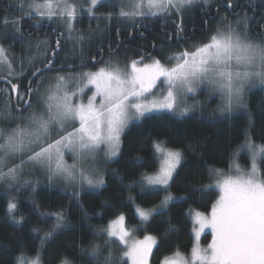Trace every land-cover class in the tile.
<instances>
[{"label": "snow or ice", "instance_id": "snow-or-ice-1", "mask_svg": "<svg viewBox=\"0 0 264 264\" xmlns=\"http://www.w3.org/2000/svg\"><path fill=\"white\" fill-rule=\"evenodd\" d=\"M196 5L214 7L216 16L211 18L218 19V23L207 27L204 21L203 38L192 36L189 42L183 19ZM17 7L18 17L9 19L0 15V82L7 85L0 89V96L4 97L0 104V185L6 193L30 189L32 213L39 221L46 223L51 219L53 224L50 231H44L39 223L33 224L30 234L39 238V244L33 246L31 253L26 245L18 246L12 264H43L45 246L54 233L74 227L63 208L41 211L35 195L40 181L34 172L43 173L49 184L59 179L80 188L103 186L105 180L97 167L98 153L103 151L108 159L119 156L121 135L132 119L164 112L187 115L192 106L184 103L185 98L189 94L194 96L205 83L220 93L218 109L222 115L232 118L234 109H244V142L239 149L250 153L251 170L232 176L207 168L210 177L215 174L220 178L214 184L192 185L190 190L217 187L221 195L210 216L189 213L198 225L197 242L190 255L186 257L177 249L163 264H264V174L257 165L258 159L264 162V143L256 144L251 135L257 119L264 120V98L255 108L246 103V90L264 89V12L255 26L250 27L254 18L236 12L240 5L233 0H18ZM102 7L114 11L100 12ZM222 9L227 11L222 13ZM229 14L235 19H230ZM85 17L89 25L87 30H81L77 25ZM25 18L37 25L46 22L54 25V41L46 38L36 41V52L41 49L44 52L40 66L36 65V55L30 53V38L22 31ZM149 20H172L174 30L167 33L169 41L175 35L178 40H185L187 47L180 46L164 54L165 49L153 43V51L163 54L162 58L152 52L130 57L120 40L121 29L139 30ZM112 28L117 38L115 47L108 44L105 53L103 46L98 45L96 55H86L85 47L91 50V42L97 35ZM68 42L80 60L78 65L60 61ZM16 44L22 49L19 57L9 51ZM25 65L32 71L26 91L21 92L19 83L12 81L20 80ZM88 65L91 68L84 70ZM86 88L91 95L85 103ZM260 135L264 136V130ZM153 148L162 162L152 173H142L138 181L129 185L139 189L137 197L128 199L135 204L141 198V204L134 208L141 227L151 226L157 216H165L173 202L189 198L175 196L171 191L185 158L184 150L170 147L167 141H154ZM66 152L71 154L72 164L65 161ZM238 154L239 151L234 155ZM161 192L163 198L158 204L143 206L144 198ZM68 195L70 200L80 202L82 217L91 219L81 201V190L74 187ZM5 217L15 226L29 222L16 196L7 198ZM125 221L121 213L106 226L95 228L92 240L79 247L70 245L75 248L73 254L86 258L87 264H125V257L131 264H148L157 236L145 235L142 240L129 243ZM163 222L167 225L166 233L176 231L170 219ZM205 228H211L213 239L202 249L198 238ZM115 244L126 248L121 256L114 255ZM57 259L58 264H75L65 255Z\"/></svg>", "mask_w": 264, "mask_h": 264}, {"label": "trees", "instance_id": "trees-1", "mask_svg": "<svg viewBox=\"0 0 264 264\" xmlns=\"http://www.w3.org/2000/svg\"><path fill=\"white\" fill-rule=\"evenodd\" d=\"M17 2L18 0H11L12 6L9 7V0H0V15H6L9 19L18 17L20 12ZM5 9H7V12L4 11ZM99 11L109 12L114 11V9L102 7ZM191 14V18L186 21L189 25H191V22H201L196 12ZM86 21L79 24L78 28L87 30L89 24L85 25ZM161 22L162 20H149L143 28H150L151 25H159ZM101 25L103 26L102 22ZM53 27L54 25L47 22L37 25L27 18L23 20L22 31L31 40L30 53L36 55L37 66H40L39 62L43 58L44 52L43 49L39 53L36 52V41L45 38L54 41ZM92 27L95 29V24ZM129 31L133 30L121 29L120 36L123 37L122 39L128 40L130 37L128 35ZM134 31L136 33L133 35V41H136V44L131 48H127L130 57H135L144 49H148L147 53L152 52V44L155 41L159 43V46H163L166 51L173 46L167 36L164 40L162 38L157 40L151 32L146 31V37L141 38L138 36L137 30ZM116 42L115 29H107L103 34H98L91 42V50L88 49V46L85 47V53H88V56L96 55L98 45H102L104 52L107 53V45L112 44L115 47ZM9 43H5V47H9ZM71 49L72 44L68 42L63 49V54L60 56V61L61 63L78 65L80 63L78 58L73 61L71 59L74 55ZM9 51L19 57L22 49L19 44H16ZM158 56L162 58V55ZM13 63L15 65V61ZM87 67H91V65ZM16 69V71H21L19 67ZM31 71L32 69H28L25 65L24 75L19 81L13 79L12 82H21L26 86ZM250 91L248 105L255 108L264 98V89L254 88ZM244 128V111L233 114L232 118L214 114L213 111L197 112L185 117H178L171 113H154L144 117L142 121L132 124L123 135L121 152L118 158L108 166L106 185L100 190L82 192L81 201L91 219L82 217L80 202L70 200L69 191L54 185L40 183L35 195L41 205V211L47 212L63 208L74 225L72 229H61L54 233L53 238L45 246L46 251L42 255L43 264H58L57 258L62 255L73 260L75 264H87L86 258L73 254L75 248L70 247V245L79 247L86 244L93 239L92 231L95 228L106 226L109 221L115 219L121 213L126 216L127 224L135 231L136 236L155 235L158 237V244L151 259L152 264H163L165 258L172 256L177 249L182 254H190L195 243V236L194 224L189 213L198 211L209 214L213 205L219 199V191L214 187L193 192L190 190L191 186L196 185L199 187L213 184V174L210 177V173L207 171L209 167L230 170L235 158L234 154L239 150V145L244 142ZM262 130H264V120L257 119L255 131L251 134L256 144L264 143V136L260 135ZM154 141H167L170 147L184 150L185 158L178 169V175L174 177L171 191L175 195L189 198L172 203L165 216H157L151 226L141 227L139 219L134 215V208L136 205L141 204V198H137L135 204L128 199L129 196L137 197L139 189L136 185L129 188V185L133 180L138 181L142 173H152L157 169L159 159L154 155ZM240 163L245 168L251 165L248 152H242ZM260 168L261 173L264 174V162L262 161L260 162ZM17 194L19 196L16 198L21 203V212L28 218L29 222L22 226H15L6 220L5 208L9 196L1 192L0 264H12L13 252L18 246L26 245L27 250L31 253L34 250L33 246L39 244V238L30 234L33 224L39 223L44 231L52 230L53 221L51 219L46 223L41 222L32 213L30 207L31 192L21 190ZM162 198L163 192L159 193L158 196L144 198L143 206L145 208L151 207L158 204ZM168 219L175 225L176 231L166 233L167 225L163 221ZM210 239V235L207 234L203 240L204 244L208 245ZM97 242L102 243V241ZM113 247L115 249L114 255L117 256H121L126 251L122 244H115ZM124 261L125 264H129L127 257L124 258Z\"/></svg>", "mask_w": 264, "mask_h": 264}, {"label": "rangeland", "instance_id": "rangeland-1", "mask_svg": "<svg viewBox=\"0 0 264 264\" xmlns=\"http://www.w3.org/2000/svg\"><path fill=\"white\" fill-rule=\"evenodd\" d=\"M257 1H264V0H257ZM213 2H214V0H213ZM197 6H203V5H196V6L193 7V8H194L193 10H195ZM85 20H87L85 25L89 24V21H88V19H87L86 17L84 18L83 22H84ZM155 21H158V20H155ZM102 23H103V22H102ZM77 27H78V25H77ZM170 52H171V51H170ZM85 54H86V53H85ZM87 54H88V53H87ZM87 54H86V55H87ZM39 55H40V54H39ZM159 58H161V57H159ZM71 59H72V61H73V60L77 59V57H76L75 55H73ZM121 63H123V61H121ZM27 68H28V67H27ZM89 68H91V67H87V68H85L84 70H88ZM28 69H29V68H28ZM16 70H17V69H16ZM17 72H20V71H17ZM25 74H26V73H25ZM50 75H51V74H50ZM158 87H160L159 84H158ZM254 88H260V87H254ZM254 88H251V89H254ZM251 89L246 90V95H247L246 103H248V97H249V94H250L249 92H251V91H250ZM153 92H156V89H153ZM90 95H91V91H89V90L86 88V89H85V92H84V97H85V98H84V102H85V103L87 102L86 97H87V96H90ZM157 95H158V93H157ZM98 102H99V98H97V103H98ZM184 103H185L186 105L192 106V107H191V110L189 111V113H188L187 115H185V116H188V115H191V114H193V113H197V112H204V111H207V112H208V111H213L214 114H217V115H220V114H221L220 111H219V109H218V106L221 104L220 93H219L218 91L214 90V89L212 88V86L209 85V84H207V83L200 85V86L198 87L197 92H196V94H195L194 96H193L192 94H189V95L185 98ZM242 111H244L243 108H240V109H234L233 114L238 113V112H242ZM164 113H166V112H164ZM152 114H154V113H152ZM26 115H27V114H26ZM148 115H150V114H148ZM148 115H146V116H148ZM221 115H222V114H221ZM146 116H145V117H146ZM175 116H178V115H175ZM185 116H178V117H185ZM143 119H144V118H141V119H132V120L129 122L128 126L124 129V131H123V133H122V135H121V147H122L123 135H124V133L126 132V130H127L132 124L137 123V122H140V121H142ZM104 147H105L104 145H101V149H104ZM238 151H239V154H238V155H235V158H234V160H233V162H232V166H231L230 170H224V169H223V170H221V169H217V170H219V171H220L221 173H223L224 175H232V176H235V175H239V174H247V173L251 170V165H252L251 158H250V163H251V165H250L248 168H245V167H244L243 165H241V163H240V155H241L242 152L245 151V150H240V149H239ZM120 152H121V148H120ZM245 152H247V151H245ZM249 156H250V153H249ZM117 158H118V156L115 157V158L108 159V158H106V157L104 156V152H103V151H100V152L98 153V156H97V161H98V163H97V167H98L99 171L103 174V177H104V180H105V184H104L103 186H101V187H97V188H90V187H88L87 185H85V186H83L82 188H80L79 185L73 186V185L67 184L66 182H64V181H62V180H59V179H54L53 182H52V184H49V183H48V179H47V177H46L43 173H41L40 171H36V172H34L33 175L39 179V181H40L41 184L54 185V186L59 187L60 189L67 190V191H69V192H71V191L73 190L74 187L79 188V189L81 190V192H84V191H87V190H100V189H102V188L106 185V174H107V170H108V166H109V164L112 163V162H113L114 160H116ZM65 161H66L68 164H72V163H73V159H72V156H71L70 153H67V152L65 153ZM160 162H162V161L159 160V163H160ZM182 162H183V160H182ZM182 162H181V164H182ZM260 162H261V160L258 159V160H257V165H258L259 171L261 172ZM237 168L239 169V171H237ZM212 177H213V184H214V181H215L216 179L220 178V177L216 176L215 174H213ZM214 188H216V189L219 191V197H220V195H221L220 189L217 188V187H214ZM27 191H30V189L27 190ZM1 192L5 193V194H8V196H16V197L19 196V195L17 194V192L6 193L5 190H4V186H3V185H0V193H1ZM20 195H21V194H20ZM174 195H175V194H174ZM175 196H178V195H175ZM178 197H182V196H178ZM175 202H176V201H175ZM173 203H174V202H173ZM170 205H171V204H170ZM170 205H169V206H170ZM195 212H198V211H192V213H195ZM206 215H207V216H210L211 213L206 214ZM125 217H126V216H125ZM191 217H192V221H193V224H194V236H195V243H196V242H197V238H196V235H195V229L198 227V225H196V223H195L194 216L191 215ZM125 227L127 228L128 232H129V237L127 238L129 243H131L132 241H135V240H142V239L144 238V236H143V237L136 236L135 231H134L133 229H131V228L128 226V224H127V218H126V221H125ZM207 234L210 235L211 239H210V243H209L208 245H205L204 242H203V240H204V238H205V236H206ZM212 239H213V232H212L211 228H205V229L201 232V234H200V236H199V238H198V243H199V245H200V247H201L202 249H203V248H207V247L211 244ZM195 243H194V244H195ZM157 244H158V237H157ZM157 244H156V246H157ZM156 246H154L153 249H152V252H151V254H150L149 258H148V264H152L151 259H152L153 252H154V249H155ZM181 254H182V253H181ZM182 255H184V256L187 257V256H189L190 254H182ZM167 258L170 259V258H172V256H169V257H167ZM128 260H129V264H131V260H130V259H128Z\"/></svg>", "mask_w": 264, "mask_h": 264}, {"label": "flooded vegetation", "instance_id": "flooded-vegetation-1", "mask_svg": "<svg viewBox=\"0 0 264 264\" xmlns=\"http://www.w3.org/2000/svg\"><path fill=\"white\" fill-rule=\"evenodd\" d=\"M234 4H239L240 7L236 8L235 11L236 12H244L247 13V16L250 18H254L253 19V23L250 24V27L255 26V21H259L261 19V13L264 12V1H257V0H233ZM194 9V8H193ZM191 10L192 12H196L198 14V17L200 19V23H190L191 25H189L186 21L189 20L192 16V14H186L184 16L183 19V27L185 29V33H186V39H189L190 42V38L192 36H195L197 38L202 39L203 38V32L205 29V24L204 21H207V27H213L215 24L218 23V19H212L211 17H215L216 16V11L215 8H206L204 6H197L195 10ZM222 13L227 11L226 9H222L221 10ZM229 18L230 19H235V17L231 14H229ZM173 20H176L175 17H173ZM177 23H179V20H176ZM148 23V22H147ZM146 26V25H145ZM174 30V25L172 20H168L167 22L162 21L159 25H151L150 28H141L139 30H137V34L139 37L141 38H145V32L149 31L153 34V36L158 40L159 38H162L163 40L166 39L165 37L167 36V33H171ZM136 32L133 30L132 31V35L128 38V40L126 39H122L123 37L120 36V40L123 41V44L126 46V48H131L133 46H135L136 41H133V35ZM143 33V34H141ZM168 37V36H167ZM171 44H173V46L171 47V49H169L168 51L165 50V53L170 52V51H175L177 50L180 46H184L187 47V44L185 43V40H178V38L174 35L173 38L171 39V41H169ZM155 45L157 46V48L161 47L159 46V43L157 41L154 42ZM163 47V46H162ZM164 48V47H163ZM124 50L123 48L121 49V51ZM148 49H144L141 52L147 53ZM164 53V54H165ZM153 55H163V54H158L155 51H152ZM159 57V56H158ZM24 84V83H23ZM21 82H19V86H20V91L24 92L26 91L27 88V84L26 86L23 85ZM7 85L5 83L1 84V89L6 88ZM4 97L0 96V104L3 103ZM27 113H25L26 115Z\"/></svg>", "mask_w": 264, "mask_h": 264}, {"label": "water", "instance_id": "water-1", "mask_svg": "<svg viewBox=\"0 0 264 264\" xmlns=\"http://www.w3.org/2000/svg\"><path fill=\"white\" fill-rule=\"evenodd\" d=\"M3 82H0V89H1V84H2Z\"/></svg>", "mask_w": 264, "mask_h": 264}]
</instances>
